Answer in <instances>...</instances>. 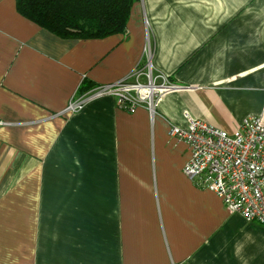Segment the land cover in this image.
Returning <instances> with one entry per match:
<instances>
[{
    "label": "crops",
    "instance_id": "0c3cea01",
    "mask_svg": "<svg viewBox=\"0 0 264 264\" xmlns=\"http://www.w3.org/2000/svg\"><path fill=\"white\" fill-rule=\"evenodd\" d=\"M148 48L179 86L153 114L111 95L68 109ZM263 107L264 0H135L123 32L79 39L0 0V264H264V223L191 180L172 135Z\"/></svg>",
    "mask_w": 264,
    "mask_h": 264
},
{
    "label": "built area",
    "instance_id": "2783aa9c",
    "mask_svg": "<svg viewBox=\"0 0 264 264\" xmlns=\"http://www.w3.org/2000/svg\"><path fill=\"white\" fill-rule=\"evenodd\" d=\"M146 54L147 60L124 78L77 94L68 109L78 111L90 100L111 95L121 108L134 112L145 107L153 114L161 98L179 86L167 75L155 74L149 48ZM186 117V127L172 126V135L190 149L184 173L198 186L216 192L231 213L264 223V107L233 133Z\"/></svg>",
    "mask_w": 264,
    "mask_h": 264
},
{
    "label": "trees",
    "instance_id": "16d2710c",
    "mask_svg": "<svg viewBox=\"0 0 264 264\" xmlns=\"http://www.w3.org/2000/svg\"><path fill=\"white\" fill-rule=\"evenodd\" d=\"M135 0H17L20 12L63 38L123 32ZM89 88L82 87L80 92Z\"/></svg>",
    "mask_w": 264,
    "mask_h": 264
}]
</instances>
